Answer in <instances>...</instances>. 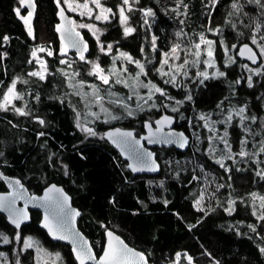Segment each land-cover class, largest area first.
<instances>
[{
    "label": "trees",
    "instance_id": "1",
    "mask_svg": "<svg viewBox=\"0 0 264 264\" xmlns=\"http://www.w3.org/2000/svg\"><path fill=\"white\" fill-rule=\"evenodd\" d=\"M114 1L116 5L112 6L116 9L119 2ZM38 2V41H31L25 25L14 14L19 1L0 0V80L7 73L12 75L18 64L26 60L31 43L37 45L53 37L56 7L53 0ZM133 3L137 7L133 14L135 31L125 34L116 15L104 25L103 42L105 45L114 43V47L135 59H148L152 79L165 91L163 96L157 97L159 108L126 117L115 125L98 121L94 126L95 135H86L78 127L66 75L61 73L52 78L49 88H43V84L36 87L51 92L45 113L52 126L44 139L37 138L36 125L19 122L15 127L14 112L0 109V191L4 190L2 175L26 180L36 190L51 180L58 182L83 212L79 226L92 240L98 255L104 248L105 230L112 229L130 245L144 251L155 264H169L178 253L189 254L194 264H264V251H261L264 249V219H261L264 217V175H258L256 168L241 171L235 166L228 170L216 165L204 154V146L197 148L193 141L185 153L175 148L156 149L163 166L161 174L135 176L103 137V131L114 126L132 128L139 134L144 131L145 121H152L163 113L179 119L182 114L180 127L192 136L188 128L190 120L200 111L225 105L228 96L261 118L264 115V72L260 79L252 76L249 86L246 67L259 65L255 67L240 60L237 51L242 43L248 42L263 62L252 39L256 35L264 36V0L258 3L257 0H138ZM174 6H179L182 14L176 16ZM145 9L153 10L151 17L143 14ZM257 27L261 31L256 34ZM208 29L218 31L209 35L224 77L202 80L196 66L186 67L176 81L159 74L154 62L157 64L162 53L172 51V45L178 40L192 43L191 39L197 40ZM223 40L228 45L237 44L236 62L231 66L226 64ZM5 50L8 57L3 61ZM93 52V57L97 58L98 51ZM99 59L106 64L105 57ZM73 70L87 82H99L89 74L88 64L76 65ZM230 84H234L235 89H231ZM64 93L67 101L63 103ZM168 96L171 105L174 100L183 103L178 112H172L163 104ZM242 134L237 124H233L232 143L236 149ZM199 164L216 180L212 187L214 195L208 198L203 211L194 205L204 174ZM256 195L263 199L260 211L253 198ZM40 220V213H34L30 223L17 229L0 211V232L10 239L8 244L0 245V253L7 255L10 264H33V250L20 248L23 239L32 236L44 246L59 250L63 264H78L71 247L52 241L39 227ZM178 264L189 263L182 259Z\"/></svg>",
    "mask_w": 264,
    "mask_h": 264
},
{
    "label": "rangeland",
    "instance_id": "2",
    "mask_svg": "<svg viewBox=\"0 0 264 264\" xmlns=\"http://www.w3.org/2000/svg\"><path fill=\"white\" fill-rule=\"evenodd\" d=\"M63 5L74 14L77 15V25H89L87 28L91 35L95 38L96 49L98 51L97 58L94 57L88 63V72L94 77L99 84L95 82H87L77 74L74 68L73 60L63 58L61 63L64 64L62 74L66 75L65 82L70 91V100L72 108L76 113V119L78 126L85 132L86 135H95V124L98 121L104 122L106 125H115L123 122L124 118L136 117L142 113H148L155 108H159L157 103V97L162 95V89L152 79L150 75L151 71L148 68V59H135L128 52L123 51L121 48L114 47V43H111V49L103 42V34L106 31L107 23L115 19L118 16L119 24L122 26L125 33V28H132L135 31L134 16L137 7L134 6L133 1L129 0V5H123L122 0H117L118 6L113 8L112 4L114 0H100V4L103 9H111V12L104 11L103 16L106 19H96L97 15H101V8H97L94 0H60ZM217 0H214L216 2ZM87 4V8L84 5ZM116 5V4H114ZM123 6L125 9V16L128 17L127 21L122 23L121 16L119 15V8ZM129 6L131 11H129ZM176 16L182 14L179 6L173 7ZM237 11L236 6H233ZM20 9V8H19ZM153 14V10L145 9L143 14L147 17H151L148 13ZM256 34L261 31L260 27H257ZM134 31L128 34H132ZM217 30L208 29V31L197 38V40L191 39L192 43L184 44L185 41L178 40L177 43L172 45V49L175 47L176 51H170L169 53H162L157 61L154 62L156 68H158L161 76H169L173 81H176L181 73L185 72L186 67L196 66L198 75L202 80L211 78L224 77L223 71L218 68L215 58V45L213 38L209 34H217ZM127 34V35H128ZM203 37V40H201ZM255 40V44L258 46L261 55L263 56V62L256 67L250 68L247 65V71L249 72L248 79L252 80L254 76H258L260 79L264 72V36L256 35L252 41ZM207 41L212 43L209 45ZM47 42L42 41L39 45L41 47H35L32 49L31 59L36 63V73L42 74L45 65L44 55L49 52L45 45ZM200 47L197 48L196 45ZM236 45H228L223 40V49L225 52L226 64L228 66L233 65L236 62V55L234 50ZM103 46V50H101ZM211 51V56L208 52ZM199 53V55H196ZM124 54V55H121ZM193 56V57H191ZM99 57H105L109 61L106 64L100 62ZM131 57V59H128ZM191 57V58H190ZM183 60V61H182ZM167 61V63H165ZM138 62V63H137ZM153 63V62H152ZM99 65L103 69V75L108 78V83H104L99 78L101 73H98L94 69V65ZM143 65V71L140 68ZM70 72V73H68ZM204 75H201V74ZM253 76V77H252ZM13 84L15 88L13 93L9 96V89H12ZM156 88L161 89V92L156 91ZM231 89H235L234 84H230ZM16 91V82H12L5 90L3 99L0 105L1 108L9 106L14 98ZM164 94V93H163ZM9 96V102L5 103V97ZM163 96V95H162ZM171 98L168 96L165 98V106H167L172 112H178L182 106L180 100H174L171 105ZM175 109V110H173ZM243 110V111H241ZM131 113V115H129ZM180 114L181 123L183 116ZM115 117V118H114ZM256 114L249 112L247 106H239L235 101L228 96L225 100V105L220 104L215 110L200 111L189 122V130L192 134V138L197 148L203 147L204 154L216 165L225 167L229 170L230 166H235L241 171L255 169L261 176L264 175V115L259 118ZM233 124H237L240 132H242L241 140L239 141V147L236 149L232 143V128ZM91 129V131H88ZM206 142V143H205ZM205 143V145H203ZM163 149V148H161ZM172 149V148H168ZM243 153V154H242ZM166 162V161H165ZM169 163V162H168ZM252 164V165H251ZM201 170L204 171L203 176L200 178L202 182L201 190L198 194V198L195 201V207L198 210H206L207 200L211 195H214L212 187L216 181L213 174L207 172L203 168V165H198ZM198 173V172H197ZM222 187L219 185V188ZM259 205V211L261 210L263 199L259 195L253 197ZM231 203V201H229ZM5 234L0 232V245L9 243V237H7V243L5 242ZM17 242L20 238H17ZM31 245V246H28ZM18 245H16L17 247ZM22 251L31 249L34 252L33 264H63L64 260L59 250L50 249L44 246L41 241L32 236H27L23 239V244L20 246ZM182 259L186 260L189 264H194L193 258L187 253H178L169 264H178ZM0 264H10V261L5 253H0Z\"/></svg>",
    "mask_w": 264,
    "mask_h": 264
},
{
    "label": "water",
    "instance_id": "3",
    "mask_svg": "<svg viewBox=\"0 0 264 264\" xmlns=\"http://www.w3.org/2000/svg\"><path fill=\"white\" fill-rule=\"evenodd\" d=\"M22 4L28 8L29 12L32 13L29 18L33 20L36 17L37 12L36 0H23ZM55 4L58 9L59 17L63 19L68 18L66 9L62 6V4L58 0L55 1ZM245 45H247V48H245ZM248 49H251V52H249ZM253 53L255 54V60L250 58ZM237 56L240 60L248 62L253 66H258L262 62V58L258 51L248 42H244L238 47ZM165 118L168 119L165 120ZM158 121L161 123H157ZM176 123L177 118L174 115L164 114L154 121V123L149 120L145 121L144 133L140 136L137 135V131L135 129L115 126L106 129L103 133V137L108 144L119 153L122 160L127 163V169L133 175L157 176L161 174L163 166L158 158V153L155 148H175L178 151L185 153L192 146V137L185 130L177 129L175 127ZM149 124L151 125V129L148 127ZM117 130H119L120 133L130 132L132 133V137H123L117 134ZM108 133H113V136L109 138ZM136 141H139V144H137ZM133 147L135 148V151L131 150ZM144 153H150L151 155H141ZM138 155H141V159H137ZM133 165L141 170L134 171L132 167ZM16 181L19 180L14 179L12 182L17 184ZM53 186L57 189H62V194L53 191L51 193V196L53 197L52 201L35 199L43 198L48 190ZM24 189L29 194L28 202L30 207L37 210L42 215L39 227L47 233L52 241L69 245L78 264H80V260L77 258V251L87 252L88 249H90L91 254L95 257V259H86L85 264H97L107 250L109 240L107 233L109 231H111L115 237H119L120 240L128 246V248L134 250L135 252L142 253L147 261V264H155L149 260L144 251L130 245L124 237L112 229L105 230L104 248L101 254L98 255L95 247L93 246L92 240L79 226V220L82 217L83 212L74 205L73 197L64 186L53 183L47 186L40 195H31L26 187H24ZM2 196L8 197L9 201H14L16 218H18L19 221L24 219V221L19 222V227H17L16 224L12 223V219H10V211H2L6 214L8 222L17 229H20L23 225L28 224L30 222V213L24 211L18 206L14 191L11 190L8 194ZM64 196L67 197V201L64 202V210L63 212L58 213L55 211V201L57 199L63 201ZM75 213L79 214L75 215ZM24 216H26V218H24ZM46 217L47 221L45 219ZM46 224L48 226H46ZM65 224L68 225L70 230H64ZM126 264H144V261L140 260L139 257H130Z\"/></svg>",
    "mask_w": 264,
    "mask_h": 264
},
{
    "label": "flooded vegetation",
    "instance_id": "4",
    "mask_svg": "<svg viewBox=\"0 0 264 264\" xmlns=\"http://www.w3.org/2000/svg\"><path fill=\"white\" fill-rule=\"evenodd\" d=\"M18 1H19L20 9L16 8L14 11V14L17 20L21 21L25 25L29 33L30 40L38 41L36 34L38 31L37 18L39 14V2L38 0H36V3H37L36 17L33 20H31L28 16V13H29L28 8L26 6H23L20 0ZM55 1L56 0H53V3L56 7ZM58 1L66 9L68 18H64V19L60 18L58 9L56 7L55 18H54L53 26H52L53 37L45 45V48L49 52H47V54L44 55L45 65L43 68V72L41 74L44 76V78L41 79L40 76L31 75L32 73H36V69H37L36 63L34 62L33 59H31V54H32L31 48L43 46V45H39L40 43L37 45H34L33 43H31L29 45L30 48L28 50V54H26L27 56L26 60H23V63L18 64L17 70L13 72L12 75L8 74L7 69H5L7 74L6 76H4L2 80H0V91H1L0 103L3 99V94L6 88L12 82H16V91H15V95H14V98L11 104L5 108L0 107V109L3 111L10 110V112H14V115L16 118L14 120L15 121L14 123L16 124L15 127H17V124H19V122L23 124H28L30 126L36 125L37 138L39 140L44 139L46 135H48V130L52 126L48 113H45L46 102H47L46 100L51 98V92H48L45 89H36V87L37 86L39 87L40 84H43V88H49L52 78L59 77L62 75L61 73L63 71L64 64L61 63V60L63 58H68L70 60H73L74 67L76 65L78 66L85 65V64H88L90 60L94 58L93 56L95 54L93 50L95 51L96 49L95 38L91 35V32L87 28L79 27L77 25V20H78L77 15L74 14L73 12H70L60 0ZM17 9H19V14L16 11ZM22 17L27 18L29 22L26 24L25 19H22ZM58 28L60 29L59 31H58ZM85 45L87 46L86 50L84 48ZM6 52H7L6 50L3 52L4 53L3 61H5V59H7L8 57ZM49 53H51V55H49ZM81 54H83L84 59H81ZM108 61L109 60L106 59V62ZM6 68H7V65H6ZM64 95L65 97L61 99V102L63 103L67 101L66 93H64ZM16 109H20L21 111L18 112ZM21 112H23L24 114H21ZM164 114H168V113H163L157 116L151 122L154 123V121H156L158 118H160ZM41 120H43V124L40 123ZM178 120L179 118H177V123L175 127L177 129H181L180 127L181 123H179ZM143 133L144 131L141 132V134L139 133L137 135L140 136ZM156 149L158 150L161 148H155V150ZM1 177L4 182V185H3L4 190L0 191V196L6 195L11 190H13L15 193L18 206L24 211H27L30 213V222L33 220L34 213H38V211L30 207L29 202H28L29 194L24 189V187H26L29 190L31 195H35V194L40 195L42 194L43 190L47 186L53 183L59 184L58 182L51 180L47 182V184L44 187H42L39 190H36L35 188L32 187L30 183H28L26 180H23L19 177L9 176V175H2ZM14 179L19 180V185L14 184L12 182ZM7 210H8L7 208H0V211H3V212ZM3 214L6 216L5 213ZM40 217H42L41 213H40ZM22 221H24V219H22L19 222H22Z\"/></svg>",
    "mask_w": 264,
    "mask_h": 264
},
{
    "label": "snow or ice",
    "instance_id": "5",
    "mask_svg": "<svg viewBox=\"0 0 264 264\" xmlns=\"http://www.w3.org/2000/svg\"><path fill=\"white\" fill-rule=\"evenodd\" d=\"M21 3H23V0H20ZM259 2V0H257V3ZM94 3L96 4L97 8H101V15H97L96 19H101L104 18L106 19L107 17H104L102 14L104 11L107 12H111V9H103L102 5L100 4V0H94ZM123 5H129V0H122ZM235 6V5H234ZM85 8H87V4L84 5ZM129 11H131V7L129 6ZM17 13L19 14V9L16 10ZM63 14V13H62ZM152 13L149 12L148 15H151ZM32 15L31 12L28 13V16L30 17ZM119 15L121 16V22L124 23L127 21L128 17L125 16V9L123 6H121L119 8ZM22 19H25V23L27 24L29 21L27 18L22 17ZM81 27H90L89 25H81ZM60 29L58 28V31ZM132 31H134V29L132 28H125V34L131 33ZM78 35V34H77ZM4 39H7V37H5ZM201 40H203V37H201ZM207 43L210 45L212 42L211 41H207ZM253 43H255V40H253ZM75 46V44H74ZM197 48L200 47L199 44L196 45ZM85 50L87 48V46H84ZM109 50L111 49V45L108 46ZM245 48H247V45H245ZM101 50H103V46H101ZM173 53L176 51V48L174 47L172 49ZM249 52H251V49H248ZM262 52H264V49L261 50ZM211 51L208 52V55L211 56ZM243 54V53H241ZM49 55H51V53H49ZM124 55V54H121ZM196 55H199V53H196ZM251 59L255 60V54L253 53V55L250 57ZM81 59H84L83 54H81ZM128 59H131V57H128ZM138 63V62H137ZM165 63H167V61H165ZM141 70L143 71V65H140ZM94 69L96 72L101 73V75L99 76V78L101 80L104 81V83H108V78L106 76H104L103 73V69H101L99 67V65H94ZM31 75L34 76H40L41 79L44 78L43 75H41L40 73H32ZM201 75H204L203 73ZM249 86H251V80L249 79ZM15 88V84H13L12 89H9V96L13 93V89ZM156 91L161 92V89L156 88ZM161 94H163L161 92ZM9 96L5 97V103L9 102ZM189 99H191V97H189ZM3 105H0V107H2ZM18 112H20V109H16ZM175 110V109H173ZM243 111V110H241ZM21 114H24L23 112H21ZM129 115H131V113H129ZM115 118V117H114ZM168 118H165V120H167ZM41 124H43V120L40 121ZM157 123H161L160 121H158ZM149 129H151V125H148ZM88 131H91V129H88ZM117 134L123 136V137H132V133L128 132V133H120L119 130H117ZM109 138H111L113 136V133H108ZM115 142V141H114ZM137 144H139V141H136ZM132 151H135V148L133 147L131 149ZM261 151H264V148L261 149ZM243 154V153H242ZM141 155H147L150 156V153H144ZM141 155L137 156V159H141ZM144 162V161H141ZM134 171H138L141 170L139 168H136L134 165L132 166ZM259 175V173H257ZM17 184H19V181H16ZM55 191L58 193L62 194V189H57L55 188V186H53L52 188H50L48 190V192L45 194V196L43 198H35V199H42L44 201H52L53 197L51 196V193ZM67 201V197L64 196L63 197V201L57 199L55 201V211L59 212H63L64 210V202ZM0 208H7L10 211V219H12V223L16 224L17 227H19V219L16 218V213L14 210V201H9L8 197L5 196H0ZM79 213H75V215H78ZM24 218H26V216H24ZM47 221V217L45 218ZM261 219H264V217H261ZM46 226H48L46 224ZM64 230L68 231L70 230L68 228V225L65 224L64 225ZM109 240H108V246H107V250L105 251L103 257L97 262V264H126V262L129 260L130 257H139L140 260L144 261V264H147V261L145 259V257L143 256L142 253H138L135 252L134 250L128 248V246L122 241L120 240L119 237H115L113 235V233L111 231H109L107 233ZM61 238H67V237H61ZM5 242L7 243V237L4 238ZM115 241V243H114ZM31 246V245H28ZM261 251H264V249H262ZM77 258L80 260V264H85V260L86 259H95V257L91 254L90 249L87 250V252H83V251H77Z\"/></svg>",
    "mask_w": 264,
    "mask_h": 264
},
{
    "label": "bare ground",
    "instance_id": "6",
    "mask_svg": "<svg viewBox=\"0 0 264 264\" xmlns=\"http://www.w3.org/2000/svg\"><path fill=\"white\" fill-rule=\"evenodd\" d=\"M141 134V133H140Z\"/></svg>",
    "mask_w": 264,
    "mask_h": 264
}]
</instances>
